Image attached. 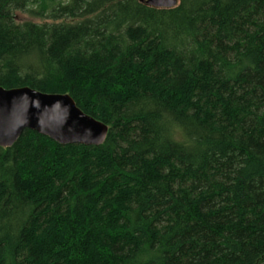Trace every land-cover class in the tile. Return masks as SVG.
Here are the masks:
<instances>
[{
    "label": "trees",
    "instance_id": "16d2710c",
    "mask_svg": "<svg viewBox=\"0 0 264 264\" xmlns=\"http://www.w3.org/2000/svg\"><path fill=\"white\" fill-rule=\"evenodd\" d=\"M48 1L0 0V85L109 134L0 147V264H264V0Z\"/></svg>",
    "mask_w": 264,
    "mask_h": 264
},
{
    "label": "water",
    "instance_id": "95a60500",
    "mask_svg": "<svg viewBox=\"0 0 264 264\" xmlns=\"http://www.w3.org/2000/svg\"><path fill=\"white\" fill-rule=\"evenodd\" d=\"M140 2L157 9L179 5V0ZM26 130L61 146H101L109 134V127L84 113L69 94H48L30 87L5 89L0 85V147L12 148Z\"/></svg>",
    "mask_w": 264,
    "mask_h": 264
},
{
    "label": "rangeland",
    "instance_id": "374dc122",
    "mask_svg": "<svg viewBox=\"0 0 264 264\" xmlns=\"http://www.w3.org/2000/svg\"><path fill=\"white\" fill-rule=\"evenodd\" d=\"M51 1H58V0H49L47 3H50ZM17 19H18V21L26 20V21H33V22H39V23H42V22L44 23L45 22V20H43V19H35L34 17H32L29 14V12L28 13H19L17 15Z\"/></svg>",
    "mask_w": 264,
    "mask_h": 264
}]
</instances>
